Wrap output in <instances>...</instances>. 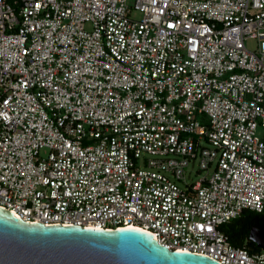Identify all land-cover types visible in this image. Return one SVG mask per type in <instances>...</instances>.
<instances>
[{"label": "built area", "instance_id": "2783aa9c", "mask_svg": "<svg viewBox=\"0 0 264 264\" xmlns=\"http://www.w3.org/2000/svg\"><path fill=\"white\" fill-rule=\"evenodd\" d=\"M0 206L264 264V0H0Z\"/></svg>", "mask_w": 264, "mask_h": 264}, {"label": "water", "instance_id": "95a60500", "mask_svg": "<svg viewBox=\"0 0 264 264\" xmlns=\"http://www.w3.org/2000/svg\"><path fill=\"white\" fill-rule=\"evenodd\" d=\"M250 237L264 247V231ZM0 264H222L207 255L172 250L136 227L98 228L29 222L0 206Z\"/></svg>", "mask_w": 264, "mask_h": 264}, {"label": "trees", "instance_id": "16d2710c", "mask_svg": "<svg viewBox=\"0 0 264 264\" xmlns=\"http://www.w3.org/2000/svg\"><path fill=\"white\" fill-rule=\"evenodd\" d=\"M251 226H257L264 230L263 212L245 211L239 217L223 224L221 229L228 234L234 245L241 246L245 243L252 250L257 251L259 248L248 238Z\"/></svg>", "mask_w": 264, "mask_h": 264}, {"label": "rangeland", "instance_id": "374dc122", "mask_svg": "<svg viewBox=\"0 0 264 264\" xmlns=\"http://www.w3.org/2000/svg\"><path fill=\"white\" fill-rule=\"evenodd\" d=\"M132 16H133L134 18H139V17H140V13H139V12H133V13H132ZM255 42H256V41H255L254 39H248V40L245 41V44H246V46H247L248 48H253L254 45H255ZM262 132H263V129L258 128V134L261 135ZM191 179H195V176L192 175V176H191Z\"/></svg>", "mask_w": 264, "mask_h": 264}, {"label": "crops", "instance_id": "0c3cea01", "mask_svg": "<svg viewBox=\"0 0 264 264\" xmlns=\"http://www.w3.org/2000/svg\"><path fill=\"white\" fill-rule=\"evenodd\" d=\"M245 211H249V210H245ZM245 211H243V212H245ZM243 212H242V213H243ZM262 212L264 213V210H263ZM242 213H241V214H242ZM252 228H257V229H260V228H259V227H257V226H251V229H252ZM251 229H250V232H251ZM260 230L264 231L263 229H260ZM248 238H249V240H251L252 242H254V243H255V241H254V240H253V239L250 237V233H249V237H248ZM245 242H247V241L245 240ZM255 244H256V243H255ZM256 246H257V245H256ZM257 247H258V246H257ZM258 248H259V249H264V247H263V248H261V247H258Z\"/></svg>", "mask_w": 264, "mask_h": 264}]
</instances>
